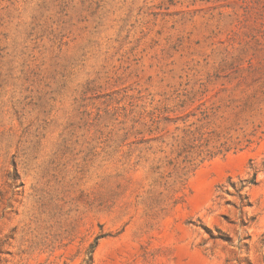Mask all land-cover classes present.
Listing matches in <instances>:
<instances>
[{"label":"rangeland","instance_id":"1","mask_svg":"<svg viewBox=\"0 0 264 264\" xmlns=\"http://www.w3.org/2000/svg\"><path fill=\"white\" fill-rule=\"evenodd\" d=\"M247 6L264 17V0H0V264H86L98 237L92 264H264V126L202 162L172 147L264 93Z\"/></svg>","mask_w":264,"mask_h":264},{"label":"trees","instance_id":"2","mask_svg":"<svg viewBox=\"0 0 264 264\" xmlns=\"http://www.w3.org/2000/svg\"><path fill=\"white\" fill-rule=\"evenodd\" d=\"M245 9V19L241 21L242 28L250 30L248 37L256 40L257 43L256 32L258 29L256 26L251 25V23L259 24L258 21L264 17L259 14L261 17L259 18L257 13L253 11L254 7L247 6ZM257 45L261 47L260 43H257ZM262 49L259 48L258 51L260 52ZM248 64L249 71L254 73L256 68L253 65L252 59L248 61ZM230 114H232L233 119L229 116ZM202 115L203 117L202 119H198V123L185 125L182 129L178 128V134L173 137L174 142L172 147L177 150L178 155L185 156L189 163L192 162L194 156L202 157V162L219 155H225L231 151H242L245 147L253 143V138L262 126H264L262 121L256 124L253 120L257 115L264 119V93H253L240 101L229 100L228 103L221 104L212 111H205ZM247 117L251 118L252 121L247 119ZM249 125L253 127L251 132H248L247 129ZM184 175L185 173H176L174 183H181L182 176ZM172 176L170 175L169 177L172 178ZM257 177V171L252 173L246 181L247 184L243 185L241 189H244L246 186L258 185ZM165 186L167 187V191H173L174 193L180 191L172 189L168 180H166ZM173 198L174 195L171 197V200ZM177 201L178 199H174V203H177ZM100 238L98 237L90 247L89 258L86 264H92V255Z\"/></svg>","mask_w":264,"mask_h":264}]
</instances>
